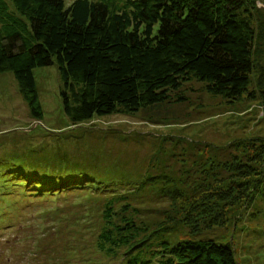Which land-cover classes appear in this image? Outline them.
<instances>
[{"label": "rangeland", "instance_id": "obj_1", "mask_svg": "<svg viewBox=\"0 0 264 264\" xmlns=\"http://www.w3.org/2000/svg\"><path fill=\"white\" fill-rule=\"evenodd\" d=\"M252 9L255 88L264 71V0ZM35 74L41 118L32 115L14 73L0 72V264H121L122 256L98 245L108 203L138 207L144 236L152 233L151 252L194 234L231 244L239 264H264V182L250 200L227 208L223 224L196 231L182 222L201 164L210 165L212 155L223 160L232 141L264 137L262 98L229 101L192 78L181 87L183 101L176 96L74 122L63 108L57 64ZM176 187L182 194L175 198ZM175 216L181 221L170 220ZM166 219L169 227L158 229Z\"/></svg>", "mask_w": 264, "mask_h": 264}, {"label": "trees", "instance_id": "obj_2", "mask_svg": "<svg viewBox=\"0 0 264 264\" xmlns=\"http://www.w3.org/2000/svg\"><path fill=\"white\" fill-rule=\"evenodd\" d=\"M255 3L0 0V72L14 73L35 118L43 116L35 68L54 63L63 82L64 111L74 122L116 110L136 112L176 96L183 101L181 87L192 78L229 101H264V71L257 87H251ZM227 148L223 160L214 155L210 165L205 160L193 180L182 222L196 231L202 224L226 222L227 208L250 200L264 182V137L232 141ZM172 193L176 198L182 191L176 187ZM113 206L108 203L103 210L98 245L110 256H122L121 264H239L231 244L194 234L171 246L160 242L153 256L146 243L152 233L144 236L147 226L137 220L138 207ZM167 220L158 229L169 227ZM124 247L125 255L119 253Z\"/></svg>", "mask_w": 264, "mask_h": 264}]
</instances>
